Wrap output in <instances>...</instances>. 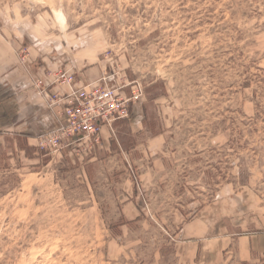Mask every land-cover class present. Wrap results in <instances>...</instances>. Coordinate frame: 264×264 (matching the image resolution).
Here are the masks:
<instances>
[{
    "label": "rangeland",
    "instance_id": "374dc122",
    "mask_svg": "<svg viewBox=\"0 0 264 264\" xmlns=\"http://www.w3.org/2000/svg\"><path fill=\"white\" fill-rule=\"evenodd\" d=\"M0 31L40 92L141 93L94 147L4 136L0 264H264L210 242L264 215V0H0Z\"/></svg>",
    "mask_w": 264,
    "mask_h": 264
},
{
    "label": "crops",
    "instance_id": "0c3cea01",
    "mask_svg": "<svg viewBox=\"0 0 264 264\" xmlns=\"http://www.w3.org/2000/svg\"><path fill=\"white\" fill-rule=\"evenodd\" d=\"M20 56L22 55L17 51L15 41L0 31V147L6 139L5 135L25 138L33 145L32 142L37 143L38 136L58 124V118L47 107L43 93L33 86L29 78L30 70L36 77L42 76L48 66H39L37 63L30 65L29 61L27 66L20 61ZM86 74L91 73L87 72L84 76ZM80 80L89 82L96 79L86 77ZM259 219L260 223L256 227L258 231L255 233L236 238L213 237L210 242L216 248L214 252L221 249L224 251L228 247L233 249L234 256L241 260L250 259L254 253L264 255V215Z\"/></svg>",
    "mask_w": 264,
    "mask_h": 264
},
{
    "label": "built area",
    "instance_id": "2783aa9c",
    "mask_svg": "<svg viewBox=\"0 0 264 264\" xmlns=\"http://www.w3.org/2000/svg\"><path fill=\"white\" fill-rule=\"evenodd\" d=\"M77 80L73 73L60 72L52 81L56 85L54 91L49 93L47 86L42 88L52 114L61 124L39 138L41 147H57L66 141L94 147L103 140L105 128L116 135L115 122L130 118V107L141 96V93L127 94L123 87L110 85L105 76L89 82ZM42 84L45 85L40 80L38 85Z\"/></svg>",
    "mask_w": 264,
    "mask_h": 264
}]
</instances>
